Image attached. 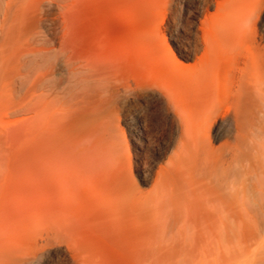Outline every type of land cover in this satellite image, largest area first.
I'll list each match as a JSON object with an SVG mask.
<instances>
[{
    "label": "rangeland",
    "instance_id": "obj_1",
    "mask_svg": "<svg viewBox=\"0 0 264 264\" xmlns=\"http://www.w3.org/2000/svg\"><path fill=\"white\" fill-rule=\"evenodd\" d=\"M13 4L21 11L7 24L17 31L13 41L19 50L0 66V241L9 236L22 249L26 246L27 253L31 244L38 253L44 251L56 242L48 241L58 237L56 223L64 216H75L79 208L82 218L97 230L82 227L72 243V235L70 240L64 237L70 234L58 237L56 243H62L63 251L50 264H79L77 255H83V264H131V239H123V249L99 225L101 217L116 212L138 234L135 264H264V210L252 194L247 195L249 207L241 208L239 201L231 221L223 218L216 259L184 256L191 246L151 240L149 224L156 218L149 212V201L166 136L162 122L155 123L147 131L154 147L138 156L128 144L123 123L124 113L132 114L138 107L137 102L136 106L125 103V98L130 93L129 99L136 98L148 82L181 87L195 83V73L205 75L216 59L205 51V39L217 53L238 47L236 35L264 45V0H13ZM61 38L69 46L68 54L59 50ZM73 59L77 63L87 59L88 64L96 60V65L100 61L99 72L105 77H99V72L92 75L98 66L93 63L96 69L91 65L89 71L87 64L85 73L102 80L70 90ZM18 60L28 64L20 67ZM96 84L115 88L101 105L126 142L119 150V161L99 155L100 143L91 133L94 117L81 106L80 94L88 97ZM142 169L147 181L138 176ZM175 252L180 255H168Z\"/></svg>",
    "mask_w": 264,
    "mask_h": 264
},
{
    "label": "bare ground",
    "instance_id": "obj_2",
    "mask_svg": "<svg viewBox=\"0 0 264 264\" xmlns=\"http://www.w3.org/2000/svg\"><path fill=\"white\" fill-rule=\"evenodd\" d=\"M20 11L15 9L13 0H5L4 4L0 0V66L7 65L11 54L19 50L13 41L17 37V31L12 25L8 26L7 22ZM62 38L58 40L62 45L59 50L66 54L69 46L65 47L66 40ZM205 40V51L214 54L216 58L215 63L207 68L205 75L202 77L201 74L195 73L193 75L195 83L185 82L186 85L181 87L159 80L158 83L152 84L153 86L149 84L150 82L146 85L143 83L142 85L146 87L143 89L141 85L143 91L141 90L140 95H135L136 98L131 99H129L131 93L126 96L125 103L135 105L137 102L138 107L134 112L132 111V114L124 113L123 123L128 133V144L130 143L132 151L138 153V156L148 152L150 145H154L152 138L147 135L151 126L155 123L154 126H157L161 121L163 134H166L160 146L163 151L158 152V168L149 201V212L156 218L155 222L149 224V237L151 240L158 238L167 245L191 246L193 248L190 249L191 251L187 253L182 251L184 256L213 260L220 257L218 232L222 220L225 217L231 221L239 201L242 202L241 208L249 207L247 195L252 194L257 207L264 210V45L256 44L254 38L248 39L236 35L234 42L238 47L232 50L223 48L217 53L212 43L208 39ZM34 54L36 57L39 56L40 49H35ZM71 61H75L76 64L75 67L71 65V71H68L70 78H73L70 81L74 80L70 90L76 91L78 87L92 85L94 81H100L105 77V74L100 73L102 71L99 68L100 61L98 65L95 64L96 60L90 61L92 64H88L87 59L84 64L81 60H78V63L76 59ZM17 63L20 67L28 64L25 60H18ZM93 63L98 66V71L92 72V75L100 71L97 75L103 77L102 79L99 78L100 76H92L90 72L85 73L88 68L91 71V65V69H96ZM77 65L81 68H77ZM83 73L86 75H81ZM93 87L87 92H90L88 96L90 98L85 97L83 93L80 94L81 106L84 110L90 111L94 117L91 120L94 123L91 133L100 143L99 155L102 158L110 157L119 161V150L126 145V142L116 132V123L104 116L101 105L103 99L114 95V86L107 88L96 84ZM129 89H126V92H129ZM70 106L74 104L70 103ZM78 107L76 108L79 109ZM80 112L77 116L81 114ZM85 118L91 119L90 116V119H87L88 116ZM77 120L80 121L79 117ZM89 123L87 126L91 125ZM225 134H227L225 140L217 144ZM99 159L102 162V159ZM146 173L142 169L138 176L146 180ZM74 214L75 216H64L55 225L58 237L64 233L70 234V236L64 235L65 238H71L72 235V239L69 238L71 243L73 236L79 235L82 227L97 230L82 218L79 208H76ZM99 222L101 229L123 249L126 247L123 239L126 237L131 239L128 254L133 259L131 264H135L139 255V237L136 230L129 228L126 220L117 212L113 217H101ZM57 238L54 236L48 241L53 239L57 242ZM8 239L9 236L6 241L4 239L0 241V264H50L52 257L63 251L60 242L51 243L39 253L37 252L39 250L33 249L34 244L33 247L28 243L32 249L28 247L30 250L27 253L26 246L22 249L20 244L13 242L12 238ZM77 249L76 251L80 248ZM174 254L180 255L178 252L168 255L174 256ZM75 259L79 264H83V255H77Z\"/></svg>",
    "mask_w": 264,
    "mask_h": 264
}]
</instances>
